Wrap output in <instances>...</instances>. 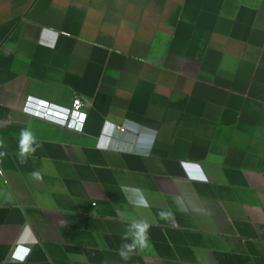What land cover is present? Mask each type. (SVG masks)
<instances>
[{"label":"crops","instance_id":"0c3cea01","mask_svg":"<svg viewBox=\"0 0 264 264\" xmlns=\"http://www.w3.org/2000/svg\"><path fill=\"white\" fill-rule=\"evenodd\" d=\"M0 139V264H264V0H0Z\"/></svg>","mask_w":264,"mask_h":264},{"label":"clouds","instance_id":"9594fccd","mask_svg":"<svg viewBox=\"0 0 264 264\" xmlns=\"http://www.w3.org/2000/svg\"><path fill=\"white\" fill-rule=\"evenodd\" d=\"M42 147L41 142L36 137L35 133L30 128H24L19 133L18 142V160L20 164L26 163L28 157L33 155L37 149ZM5 148V143L0 139V149ZM5 151H0V157L6 156ZM142 202L138 203L141 206ZM160 218L163 220H169L172 217V213L167 210H162ZM151 225L144 219L131 218L127 222L126 230L121 235V245L118 249L119 257L128 261L132 256L143 252L145 249H151V242L149 238V230Z\"/></svg>","mask_w":264,"mask_h":264},{"label":"built area","instance_id":"2783aa9c","mask_svg":"<svg viewBox=\"0 0 264 264\" xmlns=\"http://www.w3.org/2000/svg\"><path fill=\"white\" fill-rule=\"evenodd\" d=\"M86 109V105L79 98L73 100L70 108H58L45 102L28 99L24 111L32 117L81 132L87 120Z\"/></svg>","mask_w":264,"mask_h":264}]
</instances>
